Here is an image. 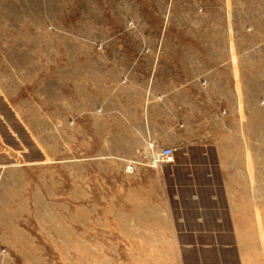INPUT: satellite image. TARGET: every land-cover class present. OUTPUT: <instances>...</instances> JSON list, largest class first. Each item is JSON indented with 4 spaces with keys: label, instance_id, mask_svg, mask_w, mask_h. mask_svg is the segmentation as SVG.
Segmentation results:
<instances>
[{
    "label": "rangeland",
    "instance_id": "rangeland-1",
    "mask_svg": "<svg viewBox=\"0 0 264 264\" xmlns=\"http://www.w3.org/2000/svg\"><path fill=\"white\" fill-rule=\"evenodd\" d=\"M0 264H264V0H0Z\"/></svg>",
    "mask_w": 264,
    "mask_h": 264
},
{
    "label": "crops",
    "instance_id": "crops-1",
    "mask_svg": "<svg viewBox=\"0 0 264 264\" xmlns=\"http://www.w3.org/2000/svg\"><path fill=\"white\" fill-rule=\"evenodd\" d=\"M249 155L251 159V167L248 163V153L247 150L242 147L240 152V157H238V150L235 147L234 159H229L227 162L225 157H222V151L218 149V159H217V194H212V196L219 202V204L225 203L232 205L236 202L242 204L241 209L246 207L248 203L252 207V204L257 202L253 200L252 191V179L255 180V186H257V176L254 175L252 178L250 175V170L257 169L256 167V157L257 153L251 147L249 148ZM213 175H209V177ZM241 183V184H240ZM248 186V191L245 190ZM242 188V191L239 189ZM238 196V199L236 198ZM235 207L228 206V210L231 212L235 210ZM226 208L224 209V211ZM257 211V210H256ZM252 212V211H250ZM253 213V212H252ZM257 215V213H256ZM231 217L236 218V215ZM253 217H255L253 215Z\"/></svg>",
    "mask_w": 264,
    "mask_h": 264
},
{
    "label": "built area",
    "instance_id": "built-area-1",
    "mask_svg": "<svg viewBox=\"0 0 264 264\" xmlns=\"http://www.w3.org/2000/svg\"><path fill=\"white\" fill-rule=\"evenodd\" d=\"M160 156L166 160L172 159L173 158V150L170 148H166V149L162 150Z\"/></svg>",
    "mask_w": 264,
    "mask_h": 264
}]
</instances>
